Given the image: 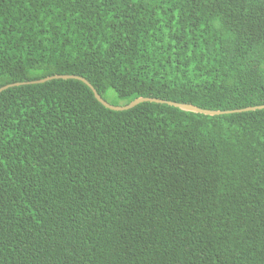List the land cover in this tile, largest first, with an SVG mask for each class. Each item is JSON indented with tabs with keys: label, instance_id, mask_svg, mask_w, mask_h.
I'll return each instance as SVG.
<instances>
[{
	"label": "trees",
	"instance_id": "1",
	"mask_svg": "<svg viewBox=\"0 0 264 264\" xmlns=\"http://www.w3.org/2000/svg\"><path fill=\"white\" fill-rule=\"evenodd\" d=\"M264 105V0H0V88ZM0 264H264V110L115 112L0 93Z\"/></svg>",
	"mask_w": 264,
	"mask_h": 264
},
{
	"label": "water",
	"instance_id": "2",
	"mask_svg": "<svg viewBox=\"0 0 264 264\" xmlns=\"http://www.w3.org/2000/svg\"><path fill=\"white\" fill-rule=\"evenodd\" d=\"M52 80H76L81 83H83L85 86L89 88V90L92 92L95 100L102 105L105 109H108L110 111H115V112H122V111H127L135 106L142 104V103H154V104H159V105H167L169 107H173L175 109H178L183 112L187 113H193L197 115H203V116H209V117H214V116H221V115H229V114H238V113H243V112H250V111H256V110H264V105L263 106H257V107H249L245 108L242 110H233V111H209V110H203L200 108H197L195 106L189 105V104H178V103H173V102H168V101H162L158 99H152V98H137L131 103H129L126 106H113L105 102L94 90V88L83 78L76 77V76H52L48 77L42 80H37V81H32V82H23V83H15L11 85L4 86L0 88V93L13 87H19V86H24V85H33V84H42L48 81Z\"/></svg>",
	"mask_w": 264,
	"mask_h": 264
}]
</instances>
